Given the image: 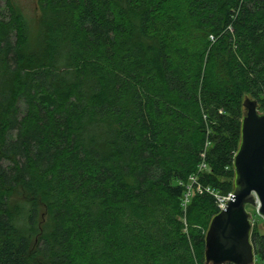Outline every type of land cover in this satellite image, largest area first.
<instances>
[{"label":"trees","instance_id":"16d2710c","mask_svg":"<svg viewBox=\"0 0 264 264\" xmlns=\"http://www.w3.org/2000/svg\"><path fill=\"white\" fill-rule=\"evenodd\" d=\"M5 1L0 264H205L264 112V0H38L34 45Z\"/></svg>","mask_w":264,"mask_h":264},{"label":"water","instance_id":"95a60500","mask_svg":"<svg viewBox=\"0 0 264 264\" xmlns=\"http://www.w3.org/2000/svg\"><path fill=\"white\" fill-rule=\"evenodd\" d=\"M239 148L233 158L234 190L225 208L213 216L204 237L206 264H254L250 236L251 214L256 209L264 221V114L257 103L243 102Z\"/></svg>","mask_w":264,"mask_h":264},{"label":"rangeland","instance_id":"374dc122","mask_svg":"<svg viewBox=\"0 0 264 264\" xmlns=\"http://www.w3.org/2000/svg\"><path fill=\"white\" fill-rule=\"evenodd\" d=\"M9 3L17 11L20 12L22 18L25 20L28 27V36L30 43L34 45L36 38L40 32L41 14L38 7V0H9ZM6 5L7 2L5 0H0V6L6 7ZM244 113L245 110L243 108V114ZM258 113L264 114V112L260 110H258ZM246 211L249 213L254 212L250 206L246 207ZM259 228L261 232H264V221L261 218H260Z\"/></svg>","mask_w":264,"mask_h":264},{"label":"built area","instance_id":"2783aa9c","mask_svg":"<svg viewBox=\"0 0 264 264\" xmlns=\"http://www.w3.org/2000/svg\"><path fill=\"white\" fill-rule=\"evenodd\" d=\"M210 40L213 41V37H210ZM204 166H201V168H203ZM191 181H194L193 179ZM190 195V191L187 192V196H185V202L187 201V198L188 196ZM231 194H228L226 197H223V198H220L218 197L217 200H218V209L221 210V209H224L225 208V204L227 202V200L230 198ZM253 209V213H250L251 214V218H250V221H251V224H252V228H253V221H254V217H258L260 219V217L257 215L256 213V209L255 208H252Z\"/></svg>","mask_w":264,"mask_h":264}]
</instances>
